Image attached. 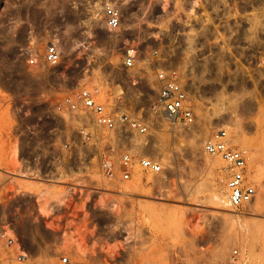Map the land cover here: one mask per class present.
Segmentation results:
<instances>
[{
  "label": "rangeland",
  "instance_id": "rangeland-1",
  "mask_svg": "<svg viewBox=\"0 0 264 264\" xmlns=\"http://www.w3.org/2000/svg\"><path fill=\"white\" fill-rule=\"evenodd\" d=\"M89 14H81L72 0L68 15L48 24L60 41L59 64L30 65L20 50L0 66L4 263L19 264L16 246L6 245L7 237L16 235L32 264H60L63 254L74 264H231L235 248L238 259L264 264V72L202 73L197 78L202 95L193 89L200 99L193 125L173 126L158 118L146 135H126L130 153L153 156L164 171L137 164L130 180L110 181L100 173L98 155L115 145L113 135L90 125L99 139H83L77 121L92 122L90 115L60 112L58 102L65 94L97 87L105 103L137 115L145 107L149 115L155 93L147 88L140 103L135 76L146 67L125 64L126 40L138 39L140 23L128 20L124 30L110 33ZM32 40L41 54L50 39ZM152 81L149 76L147 85ZM219 128L228 131L234 148L249 152L248 178L258 195L241 209L229 203L225 161L204 151L205 140Z\"/></svg>",
  "mask_w": 264,
  "mask_h": 264
},
{
  "label": "built area",
  "instance_id": "built-area-1",
  "mask_svg": "<svg viewBox=\"0 0 264 264\" xmlns=\"http://www.w3.org/2000/svg\"><path fill=\"white\" fill-rule=\"evenodd\" d=\"M120 1L100 0L99 5L93 2L88 9L89 15L110 33L124 30L128 20L140 23L142 32L138 39L126 40L125 64L129 68L145 65L146 69L141 67L136 72L135 89L140 103L147 97V88L155 93L150 114H145V107L141 108L143 113L137 115L121 104L105 103L97 87H84L73 94H65L57 105L60 112L90 115L92 122L84 117L77 121L83 139H99L90 125L113 135L115 145L98 155L100 173L110 181L130 180L137 164L153 173L164 171L162 163L153 156L130 153L126 135H146L153 125L152 120L158 118L173 126L193 125L197 118L195 101H200L193 89L202 95L197 83L202 73L213 70L264 72V0ZM123 6L131 9L130 13H124ZM136 7L142 9L141 14ZM148 47L150 51L146 50ZM225 56L230 60H225ZM61 58L62 49L55 38L47 43L44 53L31 51L27 62L57 65ZM149 76L153 81L147 85ZM64 146L70 148L71 144L67 142ZM204 151L225 161L226 187L232 207L244 208L257 198V186L248 178L249 152L234 148L225 128L217 129L205 140ZM6 245L16 246L20 252L19 264H32V256L24 251L16 235L8 236ZM233 255L231 264H248L238 259L239 249L235 248ZM59 262L74 264L69 254H63ZM0 264H5L1 257Z\"/></svg>",
  "mask_w": 264,
  "mask_h": 264
},
{
  "label": "crops",
  "instance_id": "crops-1",
  "mask_svg": "<svg viewBox=\"0 0 264 264\" xmlns=\"http://www.w3.org/2000/svg\"><path fill=\"white\" fill-rule=\"evenodd\" d=\"M72 0H0V66L19 51L30 54L35 51L33 38H56L48 24L52 18H64ZM81 14L95 0H77ZM48 41V42H49ZM47 42V43H48ZM10 67L9 64H6Z\"/></svg>",
  "mask_w": 264,
  "mask_h": 264
},
{
  "label": "bare ground",
  "instance_id": "bare-ground-1",
  "mask_svg": "<svg viewBox=\"0 0 264 264\" xmlns=\"http://www.w3.org/2000/svg\"><path fill=\"white\" fill-rule=\"evenodd\" d=\"M59 42H60V41H59ZM199 106H200V105H199ZM93 127H94V126H93ZM147 148H148V147H147ZM147 148H146V149H147ZM149 155H150V154H149ZM147 156H148V154H147ZM150 156H151V155H150ZM18 161H19V160H18ZM20 162H21V161H20ZM21 164H22V163H21ZM24 172H25V171H24ZM24 172H23V173H24ZM25 174H26V173H25ZM25 174H24V176H25ZM151 176H152V175H151ZM149 178H150V177H149ZM151 179H152V178H151ZM135 186H136V185H135ZM222 200H223V199H222ZM225 202H226V200H224L223 203L225 204ZM226 205H228V204H226ZM257 255H258V254H253L252 256H254V257L256 258ZM254 260H255V259H254Z\"/></svg>",
  "mask_w": 264,
  "mask_h": 264
}]
</instances>
